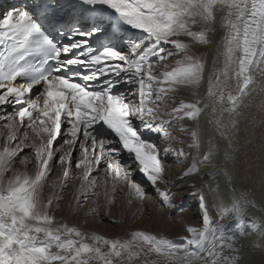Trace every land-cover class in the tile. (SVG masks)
I'll use <instances>...</instances> for the list:
<instances>
[{
  "label": "snow or ice",
  "instance_id": "1",
  "mask_svg": "<svg viewBox=\"0 0 264 264\" xmlns=\"http://www.w3.org/2000/svg\"><path fill=\"white\" fill-rule=\"evenodd\" d=\"M258 75L264 0H25L5 10L0 264H244L242 236L258 237L264 253V146L258 218L246 211L257 207L254 189L237 194L235 159L240 117L257 97L264 113ZM176 165L198 209L181 239L88 228L102 208L119 221L118 197L136 204L134 220L151 192L169 220L185 211L161 187ZM70 191L68 211L83 210V224L58 216ZM241 220L242 232H230Z\"/></svg>",
  "mask_w": 264,
  "mask_h": 264
},
{
  "label": "bare ground",
  "instance_id": "2",
  "mask_svg": "<svg viewBox=\"0 0 264 264\" xmlns=\"http://www.w3.org/2000/svg\"><path fill=\"white\" fill-rule=\"evenodd\" d=\"M5 6V0H0V9H2ZM260 79H264V77L257 76V80L259 81ZM260 103L261 99L257 97L256 101L254 104L250 105L242 114V116L239 119V132H238V137H237V145L239 151L237 156L235 157L236 163H237V170L239 174V179L242 181H245L243 186L240 184L237 185V194L238 195H243L244 193L242 192V187H247V188H253L254 189V195L252 193H248L249 198L255 199L257 202V207L256 208H248L247 211V216L251 218H258L260 215V203L262 201V194L260 191L259 187V165L261 162V155H262V146H264V124L261 123L262 119H264V113H261L260 111ZM141 131L144 132V139L145 140H151L150 133L149 131H146L144 129H141ZM154 142L158 143L157 137L154 139ZM224 145H221V149L223 150ZM124 158L127 159V153L124 154ZM169 162H171V158H169ZM252 165H255V167H252ZM181 168H176L175 166H172L169 168V171L167 173L169 179L166 184H162L161 187L164 189H171L172 193L174 194L175 200L179 203L182 204V207L185 209L183 213H187L189 211H186L187 209H192L194 207V211L192 212V215L189 217L186 214H182L183 216H178V219L181 222H177L176 225L169 224L167 220V215L164 216V214H161L159 212V217L156 213H151V218L152 222L155 224L154 226V231L158 230L162 234H165L168 238L172 239L171 237H181L182 235H178L177 233V228L179 225H184V224H195L196 219L194 217H197L198 212H197V201L194 195H191L189 191L184 190L181 191L182 188H186V185H181L177 182V177L178 174L180 173ZM251 169V170H250ZM250 170V171H249ZM137 182H140L143 180L142 174H137L136 175ZM78 186V182L77 185ZM221 193L224 197H227L231 199V192L230 190H227L221 185ZM150 197L148 198L147 201H150L151 204L157 203V200L154 198L155 193L151 192L149 195ZM73 198V192H68L65 194V200L63 201L65 211L60 214L58 213V216L63 215L64 217L67 218V222L69 224H74L79 221L80 224H83L84 221L81 219L83 216V210L80 212V216L76 217L72 215L69 211V202L72 201ZM150 199V200H149ZM211 200V197H210ZM90 203V201H89ZM149 202H147L148 204ZM122 204V205H121ZM121 208H120V216H119V221L116 224L112 223V220L107 218L104 214L100 213V216L102 217V220H97L95 217L93 219L89 220L88 222V228L95 230L98 234H103L107 237H115L119 233H121L122 230L128 229V228H144L146 224L142 221V219L137 222H133L134 225L131 227L129 222V217L127 215L126 211V202L121 203ZM150 204V203H149ZM150 204V205H151ZM153 204V205H154ZM119 205V207H120ZM125 205V207H124ZM149 205V207H151ZM118 207V206H117ZM136 207V206H135ZM156 207V206H155ZM196 207V208H195ZM116 208V207H115ZM118 209V208H117ZM134 209V208H133ZM136 209V208H135ZM215 210V209H213ZM117 211V210H116ZM161 211V210H160ZM115 212V211H114ZM125 213V221L127 223L123 224L122 223V216L121 214ZM131 212V211H130ZM163 213V212H162ZM190 213V212H189ZM178 214V213H177ZM179 215V214H178ZM131 216V215H130ZM141 216V215H140ZM144 216V215H143ZM157 216V219H156ZM142 218V217H141ZM144 218V217H143ZM146 218V217H145ZM194 219V220H192ZM231 219V218H230ZM131 220H133L131 218ZM145 221V220H144ZM161 221L164 226L163 230H161V226L157 225L158 222ZM151 222V223H152ZM181 223V224H180ZM245 224V220H241L240 225H234L229 229L230 232H242V227ZM174 227H170V226ZM183 232V230L181 229ZM173 240V239H172ZM258 240V237L254 236H242V257L244 264H264V253L261 252L259 248L253 247L252 242Z\"/></svg>",
  "mask_w": 264,
  "mask_h": 264
},
{
  "label": "rangeland",
  "instance_id": "3",
  "mask_svg": "<svg viewBox=\"0 0 264 264\" xmlns=\"http://www.w3.org/2000/svg\"><path fill=\"white\" fill-rule=\"evenodd\" d=\"M150 137H151V140L149 141V140H147V141H149V142H154V139L156 138V134L155 133H153V132H151L150 133ZM77 155H78V153H77ZM171 163V162H170ZM176 168H181V166H179V165H176L175 166ZM177 170H181V169H177ZM137 174H139L138 172H137ZM150 197V199L152 198L151 196H149ZM148 197V198H149ZM148 198L147 199H145V201L143 202V207L147 210V214H141V216H139V221L142 219V221L146 224V228H149V229H154V226H155V224L151 221L152 220V218H151V213H152V211H153V213H156L157 215H158V217H159V212H161V214H164V216L165 215H167L168 213L167 212H163V211H160V208H159V204L158 203H155L154 204V202H153V204H151V202L150 201H147L148 200ZM118 199V204H117V206H116V208L114 207L113 208V213L114 214H116L118 217L120 216V214H119V212H120V208H121V203H123V202H126L125 200H123V199H120L119 197L117 198ZM149 199V200H150ZM174 200H175V197H174ZM176 201V200H175ZM147 202H149L148 204H147ZM121 204V205H120ZM119 205H120V207H119ZM149 205L151 206V207H149ZM136 206V204L134 203L133 205H131V206H128L127 205V203H126V211H128L127 212V215H128V217H129V220H130V222H129V224H130V226L132 227L133 225H134V223L133 222H137L136 220H134L133 219V217H132V213L136 210L135 207ZM156 206V207H155ZM124 207H125V205H124ZM118 208V209H117ZM134 208V209H133ZM196 208V207H195ZM194 209V207L192 208V209H187L186 211H189V212H187V213H183V212H176L175 214H174V216L172 217V219L171 220H169L168 219V215H167V222L169 223V224H172V222H173V224L174 225H176V223L177 222H181L182 220H181V218H180V221H179V219H178V216H183L184 214H186L187 216H191L192 215V212L194 211L193 210ZM117 210V211H116ZM115 211V212H114ZM131 211V212H130ZM159 211V212H158ZM163 212V213H162ZM197 212H198V210H197ZM100 213L101 214H104V209L102 208L101 209V211H100ZM179 215H178V214ZM183 214V215H182ZM125 213H123L122 212V214H121V216H122V223L123 224H125L124 223V220H125ZM131 215V216H130ZM144 215V216H143ZM105 216H107V215H105ZM142 217V218H141ZM144 217V218H143ZM146 217V218H145ZM107 218H109V216H107ZM131 218L133 219V220H131ZM110 219V218H109ZM156 219H157V216H156ZM145 220V221H144ZM192 220H194V219H192ZM152 222V223H151ZM196 223H198V220L196 221ZM195 223V224H196ZM162 224V222L161 221H159L158 222V224L157 225H159V226H161L160 228H161V230H163V228H164V226L163 225H161ZM181 224V223H180ZM170 226V225H169ZM163 227V228H162ZM170 227H172V226H170ZM135 228V227H134ZM172 228H174V227H172ZM181 229H182V226L181 225H179V227L177 228V234L178 235H183V232L181 231ZM174 241H178L179 239H181L182 238V236L181 237H171Z\"/></svg>",
  "mask_w": 264,
  "mask_h": 264
}]
</instances>
